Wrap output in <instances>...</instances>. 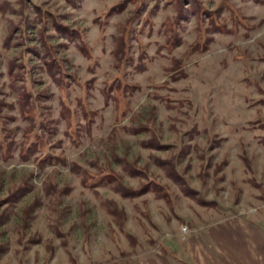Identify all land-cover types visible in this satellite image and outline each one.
<instances>
[{
  "label": "rangeland",
  "instance_id": "1",
  "mask_svg": "<svg viewBox=\"0 0 264 264\" xmlns=\"http://www.w3.org/2000/svg\"><path fill=\"white\" fill-rule=\"evenodd\" d=\"M231 221L264 233V0H0V264H186Z\"/></svg>",
  "mask_w": 264,
  "mask_h": 264
},
{
  "label": "crops",
  "instance_id": "2",
  "mask_svg": "<svg viewBox=\"0 0 264 264\" xmlns=\"http://www.w3.org/2000/svg\"><path fill=\"white\" fill-rule=\"evenodd\" d=\"M237 224L228 222L217 234L208 236L213 245L194 248L186 264H264V233ZM152 264L172 263L164 258Z\"/></svg>",
  "mask_w": 264,
  "mask_h": 264
},
{
  "label": "trees",
  "instance_id": "3",
  "mask_svg": "<svg viewBox=\"0 0 264 264\" xmlns=\"http://www.w3.org/2000/svg\"><path fill=\"white\" fill-rule=\"evenodd\" d=\"M65 1H67V2H69V3H71L73 0H65ZM123 5H124V2L123 1H120V2H117V3H115V5H113V6H111L110 7V9H109V12L108 13H111V12H119L121 9H122V7H123ZM54 25H55V28L57 29V30H60V29H63L64 31H65V28H63L62 27V25L61 24H59V23H54ZM70 33V32H69ZM8 37L6 38V40L4 41V45H8ZM53 60V59H52ZM20 68V67H19ZM13 66L12 65H10L9 66V73L10 74H12V75H15L14 73H13ZM18 73V72H17ZM17 77V76H16ZM27 97V96H26ZM25 99V95H22V97H21V102L23 101ZM20 113H21V115L23 116V117H25V118H27L28 117V113L26 112V106L25 105H23V104H21V111H20ZM150 140H153V138H151ZM154 141H155V139H154ZM147 145H149V147H151V148H159V147H164V146H162V145H164V144H159L157 141H155V143L154 142H152V143H148ZM157 163H159V164H161V165H169V164H167V162L166 161H163V160H159ZM130 166V165H129ZM130 168H131V171H132V169H133V172L131 173L132 175L133 174H135V173H138V171L136 170L137 168H135V167H131L130 166ZM168 169H166V173H167V175L168 176H172L173 178H177V177H179L177 174H176V171L173 169V167L171 166V164H170V166L169 167H167ZM109 174H111V175H109L111 178H113V179H115L113 182H114V189L116 190V191H118L119 192V194L121 195V196H123V197H127V198H135V197H138V196H140V195H142V194H144V193H146V192H148V191H152V192H154L155 194H161V195H163L162 193H161V190H162V187L161 186H159L158 184H156L155 182H152V181H146L145 183H143V184H141L140 186H139V188L138 189H132V188H129V187H126V186H124L123 184H121L119 181H117L116 180V176H114L111 172L109 173ZM113 175V176H112ZM111 178H110V181H112L111 180ZM107 178H106V175H103V176H101L100 177V179H99V181H101L100 182V184H107ZM88 183V181H86V184H85V186H89V184H87ZM90 185H93L92 183L90 184ZM181 193L184 195V196H186V197H189V198H194V196H193V192H191V190L187 187V188H185V187H182V189H181ZM200 203V202H199ZM71 262L73 263V264H75V262L73 261V260H71Z\"/></svg>",
  "mask_w": 264,
  "mask_h": 264
}]
</instances>
